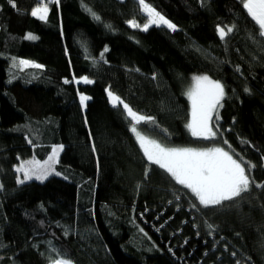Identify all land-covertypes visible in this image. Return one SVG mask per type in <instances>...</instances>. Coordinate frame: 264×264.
<instances>
[{
  "label": "trees",
  "instance_id": "obj_1",
  "mask_svg": "<svg viewBox=\"0 0 264 264\" xmlns=\"http://www.w3.org/2000/svg\"><path fill=\"white\" fill-rule=\"evenodd\" d=\"M14 2L0 0V264H264V187L204 208L146 160L108 96L153 117L138 129L168 146L227 140L264 184V37L243 0H146L175 31L132 28L146 22L138 0H44L46 21L35 0ZM194 75L224 85L215 140L186 128ZM59 145L46 179L16 171Z\"/></svg>",
  "mask_w": 264,
  "mask_h": 264
},
{
  "label": "snow or ice",
  "instance_id": "obj_2",
  "mask_svg": "<svg viewBox=\"0 0 264 264\" xmlns=\"http://www.w3.org/2000/svg\"><path fill=\"white\" fill-rule=\"evenodd\" d=\"M37 7L30 10L33 17L40 20H47L49 7L44 0H35ZM60 0H49V3L59 4ZM144 13H146V22L141 26L135 20H129L128 23L132 27L141 28L147 31L150 26H167L173 31L176 25L169 19L158 12L146 0H138ZM9 3L15 7L14 0ZM243 7L248 15L258 26V35L264 37V0H243ZM95 16V13H93ZM96 19L100 17L96 16ZM111 28V25H107ZM233 27H235L233 25ZM233 28H228L227 32L224 28H219L221 38H224ZM25 39L35 40L37 36L28 33ZM107 51V48H105ZM103 57V54H101ZM20 65L42 68V65L35 64L32 61L20 60ZM84 84L93 83L88 77H82ZM194 86L187 92V96L191 101V118L186 124L191 136L202 140H215L217 138L219 128L213 125V118L218 121L220 119L218 109L223 107L222 101L226 95L224 85L217 80H212L206 75L194 76ZM65 83H70L67 79ZM79 83L80 81H76ZM245 91H249L247 88ZM108 96L113 107L122 106L126 112V116L130 118V131L134 134L140 149L146 160L164 170L179 185L188 189L191 194L198 200L199 204L204 208H216L225 204V202L233 201L241 197L245 192H249L252 186L264 187V184H256L254 179L250 177V171L255 167L254 164L244 161L242 156L236 154L234 149L227 140L223 143L231 150L225 147H174L163 144L155 139L145 136L138 126L143 123H155L153 117L139 114L133 110L128 104L112 91H108ZM80 103L83 107L87 106V101L91 97L80 94ZM63 149V145H59L52 149V155L48 157V161L39 167L35 166V162H24L16 169L17 172H23L25 179L35 177L38 180L46 179L54 172L52 164L57 162L59 152ZM264 160V157H262ZM243 161V163H242ZM247 165V168L246 166ZM59 175V173H55ZM147 175V172H146ZM23 183L24 180H20ZM2 187V185H0ZM179 199V197H177ZM196 207L195 204L192 205ZM212 228V225H208ZM52 264H72L70 259H54Z\"/></svg>",
  "mask_w": 264,
  "mask_h": 264
},
{
  "label": "rangeland",
  "instance_id": "obj_3",
  "mask_svg": "<svg viewBox=\"0 0 264 264\" xmlns=\"http://www.w3.org/2000/svg\"><path fill=\"white\" fill-rule=\"evenodd\" d=\"M122 1H123V0H122ZM142 12H143V10H142ZM143 14H144L145 16L147 15V14L144 13V12H143ZM36 18H38V17H36ZM154 26H155V25L150 26L149 28L154 27ZM131 27H132V26H131ZM156 27H166V28H168L167 26H164V25H160V26H156ZM132 28L142 30V27H141V28L132 27ZM168 29H169V28H168ZM169 30L173 31L172 29H169ZM142 31H143V30H142ZM194 76H200V75H194ZM194 76H192V78H191V81H190V84H189V86H188L187 92H188V90H189L190 88H192V87L194 86V80H193V77H194ZM187 92H186V95H187ZM187 97H188V96H187ZM188 99H189V98H188ZM189 102H190V106H191V101H190V99H189ZM129 119H130V118H129ZM142 123H143V122H142ZM188 132H189V130H188ZM189 133H190V132H189ZM190 135H191V134H190ZM145 136H146V135H145ZM147 137H148V136H147ZM191 137H193V136H191ZM149 138H150V137H149ZM193 138L198 139V138H196V137H193ZM151 139H153V138H151ZM54 147H57V146H52V147H50L49 149H47V150L44 152V155H45L46 157H44V158L41 159V160L34 161L36 167H39L40 165H44L45 162L48 161V157L52 155V149H53ZM61 152H62V150H61V151L59 152V154H58L57 162H58V160H59V156H60ZM57 162H56V163H57ZM56 163L52 164V166L55 165ZM33 178H35V177H33ZM35 179H36V178H35ZM181 186H182V185H181ZM183 187H184V186H183Z\"/></svg>",
  "mask_w": 264,
  "mask_h": 264
},
{
  "label": "crops",
  "instance_id": "obj_4",
  "mask_svg": "<svg viewBox=\"0 0 264 264\" xmlns=\"http://www.w3.org/2000/svg\"><path fill=\"white\" fill-rule=\"evenodd\" d=\"M134 135V134H133Z\"/></svg>",
  "mask_w": 264,
  "mask_h": 264
}]
</instances>
